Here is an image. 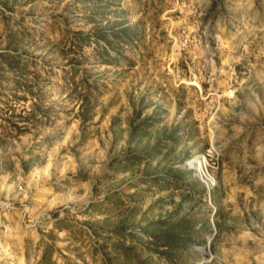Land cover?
Instances as JSON below:
<instances>
[{
    "label": "rangeland",
    "instance_id": "1",
    "mask_svg": "<svg viewBox=\"0 0 264 264\" xmlns=\"http://www.w3.org/2000/svg\"><path fill=\"white\" fill-rule=\"evenodd\" d=\"M121 20L133 45L98 40ZM167 252L264 264V0H0V264Z\"/></svg>",
    "mask_w": 264,
    "mask_h": 264
},
{
    "label": "trees",
    "instance_id": "2",
    "mask_svg": "<svg viewBox=\"0 0 264 264\" xmlns=\"http://www.w3.org/2000/svg\"><path fill=\"white\" fill-rule=\"evenodd\" d=\"M99 2V1H98ZM104 5L98 4L97 6L93 7V13H90L88 16V18L92 21L95 22L97 24L103 22L106 18L107 15L106 13H104V8H108V5L105 4L106 7H103ZM126 21L125 20H121L119 21L118 25L120 26L119 29H113L109 31V34H105L103 31H98V36H100V38L98 40H100L101 38L103 39H107L108 42L112 45L114 43H127L130 45H133L135 40H134V34L133 32H131L128 28H125ZM89 36L81 37L80 41L83 43L84 42H90V39H88ZM12 41H10L11 44ZM79 43V45L82 43ZM11 51H6V53H2V57L3 61L7 66H9L13 71H15L17 68L21 67V62H22V55H17V48L14 49V53H10ZM106 53V52H104ZM108 57H110V55L107 54ZM103 58V57H102ZM28 91L30 92L31 95L36 96V94H34V89H30V87L28 88ZM92 91H90L89 88V94L81 100V104L82 106H84V103L86 102L87 105V112H92L93 110V105L90 103V97H91ZM32 108L30 110L25 109L27 112V116L25 117H20L21 121L19 123V121L13 122V126L15 128V130L18 132L17 134L20 135L22 133H29L32 132V128L33 127H40L41 124H43V118L48 120L51 116V111H52V107L51 106H47L44 103H37L36 101H34L32 103ZM85 115V113L83 114ZM85 119V117H84ZM9 120L10 118H6V121ZM166 247H172V243L171 241H168V243H165ZM160 254V253H159ZM163 254V253H162ZM161 254V255H162ZM169 258V263L173 264L174 262H177L175 259H173L167 252L166 255ZM42 257H47V250H45L43 252ZM178 263V262H177Z\"/></svg>",
    "mask_w": 264,
    "mask_h": 264
}]
</instances>
